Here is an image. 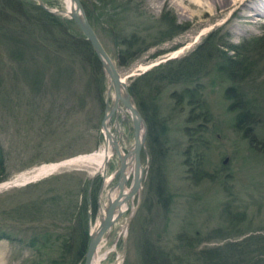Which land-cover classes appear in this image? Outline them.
Instances as JSON below:
<instances>
[{
	"label": "rangeland",
	"instance_id": "rangeland-1",
	"mask_svg": "<svg viewBox=\"0 0 264 264\" xmlns=\"http://www.w3.org/2000/svg\"><path fill=\"white\" fill-rule=\"evenodd\" d=\"M134 1L150 17V25H156V19L168 11L175 23L184 29L170 40L151 45L128 66L117 65L118 73L127 86L134 78L144 75L158 64L189 54L211 30L216 33V41L224 45L264 36V16L257 15V23L248 26L247 23H240L238 17L231 16L232 7L212 16L207 13L202 15L196 9L197 6L181 4V7L192 12L191 15H185L186 13L178 11L176 4H171L168 0ZM42 2L49 10H66L64 0ZM80 2L97 38L116 64L117 47L113 44L107 22L97 13L101 6L100 0ZM54 14L67 20L71 31L80 33L63 12ZM228 18L231 23H226ZM173 46V50L170 49ZM220 51L224 55H232L229 51ZM158 52L162 53L157 54ZM220 56L218 61L223 62L222 54ZM244 56L259 58L254 53H245ZM210 65L211 69L208 68L205 75L195 81L202 83L196 90L202 93L201 99L206 107L205 122L202 119L184 121L190 108L182 103L177 105L174 101V95L176 97L184 87L182 84L162 86L160 93H154L156 97H144L141 106L145 108V114L153 116V127L147 133L145 122L146 152L140 153L141 164L145 165V169L140 196L138 200L134 197V208L122 213L104 233L95 253L96 256L105 254L100 264H139L138 249L144 238L171 246L175 243L177 234L187 237L195 235L197 241H192H196L194 250L220 245L224 240L212 237L209 232L222 225L220 211L225 201L230 202V208H243L246 212V219L239 229L247 228V235L262 233L255 230L264 227V154L253 148L241 131L234 129L237 110L233 102H237L234 99L236 95L230 94L232 97L228 98L225 91L231 84L240 82L239 87L232 85L241 92L240 100H243L242 93L245 100L253 98L252 95L261 96L264 94V69L261 72L260 69H252L256 79L247 84L244 80L229 82L225 72H216L214 66ZM262 65L264 66V56L261 55L257 66ZM237 75L238 71L233 77ZM147 79L154 84L152 78L147 76ZM105 86L108 89L106 78ZM86 87L83 69L72 67L65 57H58L51 50L23 48L21 45L10 50L0 42V172L5 177L0 183L29 175L30 170L42 164L87 154L99 147L103 142L100 121L111 98L108 95L105 104L104 88L103 107L100 109L98 101L85 93ZM233 87L231 88L234 89ZM80 96H83L82 103L78 102ZM132 102L134 103L133 100ZM247 104L252 105L255 112L253 118L257 119L251 130L257 141L256 145L264 146V102L251 100ZM122 114L127 147L132 143V128L127 113L124 111ZM115 119L113 116L112 123ZM197 124L201 125L200 136L204 145L201 151L204 157L203 170L213 175L211 178L201 177L195 181L191 177L192 168L184 162L183 151L188 143L185 129ZM192 137L194 138L193 135ZM225 157L227 160L222 163ZM117 165V158H112L107 164L106 174L111 173ZM94 171V166L90 164H68L24 185L0 189V230L11 235L10 240L0 238V264H30L33 256L26 243L15 239L22 235L27 240L32 225L30 223L34 222L20 223L10 214L1 213L2 210H10L19 204L28 205L42 190L33 187L21 190L23 186L56 174L94 179L99 182L96 204L98 202L100 205L101 197L112 186L115 178L102 188L103 178L99 173L94 174ZM70 180L74 181L73 178ZM63 186L69 188L66 182ZM159 189L163 198L168 197L165 199V205L169 206L166 212L157 201L156 191ZM257 208L260 209V214ZM131 210L133 212L126 231L121 234ZM97 217L96 209L94 217L87 221L88 229L91 230Z\"/></svg>",
	"mask_w": 264,
	"mask_h": 264
},
{
	"label": "trees",
	"instance_id": "trees-1",
	"mask_svg": "<svg viewBox=\"0 0 264 264\" xmlns=\"http://www.w3.org/2000/svg\"><path fill=\"white\" fill-rule=\"evenodd\" d=\"M100 2L101 6L97 13L107 22L113 44L117 47L116 66H128L151 45L170 40L184 29L175 23V19L168 11L156 19V25H150V17L139 9V4L134 0ZM68 23L67 20L42 9L35 1L0 0L1 44L10 50L21 45L23 48L51 50L52 54L65 57L72 67L78 66L83 69L87 80L85 93L94 97L101 109L105 78L99 61L82 34L71 31ZM216 38L215 31H209L189 54L158 64L144 75L134 78L127 86L136 108L146 122L147 133L153 127V116L145 114V108L141 104L144 103L146 96L156 97L154 93H160L162 86L182 84L184 87L176 97L174 95V101L177 105L182 103L190 108L184 121L202 119L205 122L206 107L201 99L202 93L196 90L202 83L195 81L203 77L208 68L211 69L210 64L214 66L216 72H225L229 82L244 80L247 84L256 79L252 69L257 71L260 69V72L264 69L263 65L257 66L261 61V55L264 56V36L226 45L217 42ZM173 48L174 46L170 49ZM220 50L229 51L232 55H224ZM160 53L162 52L157 54ZM245 53H254L259 55V58L245 57ZM220 54L223 62L218 61ZM237 71L239 75L233 77ZM147 76L155 81L153 85ZM239 84L240 82L233 83L225 91L228 98L232 97L230 94L236 95L234 99L237 102L233 103L236 105L237 114L233 127L242 132L243 137L248 139L253 148L264 154V146L256 145L257 141L251 131L257 120L253 118L255 112L252 105L247 104V101L251 100L264 102V94L252 95L253 98L245 100L242 93L243 100H240L241 92L232 86L239 87ZM82 100L83 96H80L78 102ZM247 110L251 112V116ZM184 132L188 136V143L183 151L184 162L192 168L191 177L195 181L201 177L211 178L213 174L203 170L204 157L201 151L204 145L200 136L201 125L188 127ZM4 178L0 172V180ZM70 178L74 181L72 182ZM64 182L69 184V188L63 186ZM98 183L94 179L87 180L70 174L52 175L43 181L21 188V190L25 187L38 188L37 190L42 188L36 195L37 198L31 200L28 205L19 204L10 210L1 211L2 214H10L20 223L34 222L30 223L32 225L27 240L22 235L15 239L26 243V247L32 250L30 264L82 262L87 243V221L92 219L96 212ZM160 193V189L156 191L157 201L166 212L169 208L167 204L165 205L167 196L163 198L161 193L160 197ZM241 209L230 208L229 201L223 203L220 211L222 225L209 232L212 237L224 240L220 245L194 250L197 241L195 235L187 237L177 234L175 243L171 246H165L159 241L150 242L144 238L138 249L139 264H264V227L255 230L262 233L248 235L247 228L239 229L246 219V212ZM259 210L257 208L260 214ZM0 238L10 240L11 235L2 229ZM193 240L196 241L192 242Z\"/></svg>",
	"mask_w": 264,
	"mask_h": 264
},
{
	"label": "water",
	"instance_id": "water-1",
	"mask_svg": "<svg viewBox=\"0 0 264 264\" xmlns=\"http://www.w3.org/2000/svg\"><path fill=\"white\" fill-rule=\"evenodd\" d=\"M37 5L42 9L47 10V7L44 5L42 0H35ZM71 3V9L67 13V18L70 19L75 26L78 28L84 39L88 42L91 49L95 53L101 70L104 74V77L109 82V85L112 90V100L107 108L104 111L101 121H100V130L103 137L108 139V142L112 146L118 161L117 168L114 172L115 181L112 184L111 188H114L116 193L112 200L109 201L105 208L104 216L102 220L97 225L94 231L88 232L87 243L85 251L83 254L82 264H92L93 256L95 255L96 248L100 239L102 238L105 231L110 228L113 222L120 216V212L114 214V210L118 208L123 203L127 202L130 198L136 196L137 200L140 196V190L142 188L141 181L144 174L145 165L141 164L140 153L141 151L146 152L144 142H145V132L146 125L140 115L138 109L132 102L130 93L128 92L126 83L123 79L120 78L118 70L114 61L107 54L99 39L97 38L94 30L92 29L90 23L88 22L83 6L80 0H69ZM50 12H54L51 11ZM108 89L106 87V99L105 104L107 103ZM118 104L126 111L129 116V120L132 128V143L126 153L120 155L117 148V141L114 138L110 137V133L105 127L104 120L105 117L109 118L116 112V107ZM143 128V132H140ZM130 155L133 161V172L131 174L130 183L127 190H124L126 187L127 176L125 175L126 168V157ZM227 158H224L223 163L226 162ZM35 178H29L22 183L29 182ZM98 199H100L98 195ZM99 204L97 202V210ZM131 210L128 216L125 219L124 227L126 230V225L129 221V218L132 214Z\"/></svg>",
	"mask_w": 264,
	"mask_h": 264
},
{
	"label": "bare ground",
	"instance_id": "bare-ground-1",
	"mask_svg": "<svg viewBox=\"0 0 264 264\" xmlns=\"http://www.w3.org/2000/svg\"><path fill=\"white\" fill-rule=\"evenodd\" d=\"M168 1L171 4H176V6H178L177 8L179 9L178 11H180V13L182 14L186 13L185 15L187 14L191 15L192 12L181 7V4H186L189 7L197 6L196 9H198L202 15L207 13V14H211L212 16L216 14H220L223 11H225L227 8L232 7L233 9H232L231 16L238 17V19L241 21L240 23H244V24L247 23L248 26H253L255 25V23H257V21L259 20V18L256 17L257 15L264 16V0H168ZM64 2L66 4V10L65 11L57 10V12H63L64 16H67V13L71 9L72 5L69 2V0H64ZM227 22L231 23L229 18L226 20V23ZM120 78L122 79V76H120ZM108 92H109L108 93L109 97L112 100V91H111L109 82H108ZM124 111L125 110L121 107V105L118 104V106L116 107L115 114H113L109 118L105 117V120H104L105 127L110 133V137L116 139L117 141V148H118L120 155L126 153L127 150H129L130 148V146H127V147L125 146L126 145L125 132L122 126V120L124 117L122 113H124ZM113 116L116 118L114 123H112ZM140 132H143V128L141 129ZM114 157H116V154L112 146L108 142V139L106 137H103V142L99 145V147L96 150L90 153H87V154H80V155L65 159L63 161H60V162H51L47 164H42L30 170L29 175H26V176L22 175L20 177L0 183V189H5L13 185L22 184L23 181L29 178L36 179V178L48 175L50 173L52 174V172L56 171L59 167L63 165H68V164L93 165L95 168L94 173H99V175H101L103 178V181H102V188H103L107 186L108 182H110L112 179L115 178L114 172L117 167L113 171H111V173L106 174L107 164ZM132 172H133V161H132L131 156L128 155L126 157V168H125V175L127 176V180H126L127 183H126V187L124 188V190L128 189ZM115 193H116L115 189L111 187L105 190L104 196L101 197L102 203L98 207V217L95 221L94 226L91 227L90 231H94L97 225L99 224V222L102 220L104 216L105 208L107 204L109 203V201L114 198ZM134 197L130 198L127 202L123 203L118 208H116L114 210V214L120 212V215H121L127 209L129 208L133 209L134 208V204H133ZM124 229L125 227L123 226L122 230L120 231L121 234L124 233ZM97 248H96V251H97ZM104 256L105 254L101 256L94 255L92 259V264H100Z\"/></svg>",
	"mask_w": 264,
	"mask_h": 264
}]
</instances>
